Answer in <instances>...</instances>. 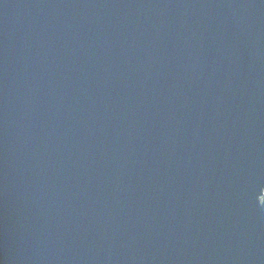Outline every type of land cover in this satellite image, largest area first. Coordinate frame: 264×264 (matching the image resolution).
<instances>
[{
	"label": "water",
	"instance_id": "1",
	"mask_svg": "<svg viewBox=\"0 0 264 264\" xmlns=\"http://www.w3.org/2000/svg\"><path fill=\"white\" fill-rule=\"evenodd\" d=\"M0 264H264V0H0Z\"/></svg>",
	"mask_w": 264,
	"mask_h": 264
}]
</instances>
